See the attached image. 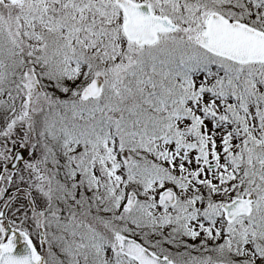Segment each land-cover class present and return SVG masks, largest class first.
<instances>
[{"label":"snow or ice","instance_id":"snow-or-ice-1","mask_svg":"<svg viewBox=\"0 0 264 264\" xmlns=\"http://www.w3.org/2000/svg\"><path fill=\"white\" fill-rule=\"evenodd\" d=\"M0 264H264V0H0Z\"/></svg>","mask_w":264,"mask_h":264}]
</instances>
